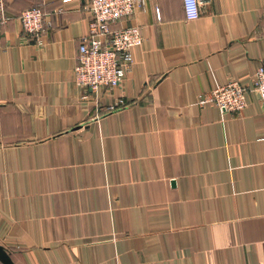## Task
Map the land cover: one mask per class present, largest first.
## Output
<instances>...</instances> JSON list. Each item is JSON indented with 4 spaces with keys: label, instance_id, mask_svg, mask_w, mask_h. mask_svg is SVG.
Returning <instances> with one entry per match:
<instances>
[{
    "label": "crops",
    "instance_id": "obj_1",
    "mask_svg": "<svg viewBox=\"0 0 264 264\" xmlns=\"http://www.w3.org/2000/svg\"><path fill=\"white\" fill-rule=\"evenodd\" d=\"M88 1L6 0L0 242L17 264H264L261 94L239 110L197 101L229 79L251 86L264 0L204 1L194 18L183 0H146L112 23L144 40L98 94L74 76ZM35 4L51 21L41 43L18 15Z\"/></svg>",
    "mask_w": 264,
    "mask_h": 264
},
{
    "label": "built area",
    "instance_id": "obj_2",
    "mask_svg": "<svg viewBox=\"0 0 264 264\" xmlns=\"http://www.w3.org/2000/svg\"><path fill=\"white\" fill-rule=\"evenodd\" d=\"M208 0H183L188 18L201 13V4ZM146 0H89L90 12L87 31L80 36L79 51L74 67L77 84L86 86L98 94L103 85H117L132 67L133 47L142 44L144 34L138 23L112 26L118 19L131 15L136 9L145 7ZM60 9V8H58ZM24 30L39 43L51 21L46 17L40 5L22 8L19 11ZM6 0H0V29L9 19ZM249 87L238 79L216 84L210 90L200 91L197 101L201 104L215 103L224 110H239L247 103V92L252 87L260 92L264 103V63H260ZM88 93H85L87 95ZM84 95V96H85ZM126 98L118 96L107 105L109 109L126 103Z\"/></svg>",
    "mask_w": 264,
    "mask_h": 264
},
{
    "label": "water",
    "instance_id": "obj_3",
    "mask_svg": "<svg viewBox=\"0 0 264 264\" xmlns=\"http://www.w3.org/2000/svg\"><path fill=\"white\" fill-rule=\"evenodd\" d=\"M259 92V91H258ZM260 93V92H259ZM0 259L5 263V264H17L15 260L12 257V254L9 253L7 247L0 242Z\"/></svg>",
    "mask_w": 264,
    "mask_h": 264
}]
</instances>
